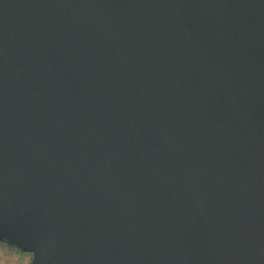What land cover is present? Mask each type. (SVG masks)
<instances>
[{
    "label": "water",
    "instance_id": "95a60500",
    "mask_svg": "<svg viewBox=\"0 0 264 264\" xmlns=\"http://www.w3.org/2000/svg\"><path fill=\"white\" fill-rule=\"evenodd\" d=\"M0 244L264 264V0H0Z\"/></svg>",
    "mask_w": 264,
    "mask_h": 264
},
{
    "label": "rangeland",
    "instance_id": "374dc122",
    "mask_svg": "<svg viewBox=\"0 0 264 264\" xmlns=\"http://www.w3.org/2000/svg\"><path fill=\"white\" fill-rule=\"evenodd\" d=\"M31 255L0 244V264H28Z\"/></svg>",
    "mask_w": 264,
    "mask_h": 264
}]
</instances>
